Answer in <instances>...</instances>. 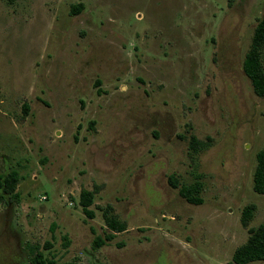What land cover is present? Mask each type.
I'll return each instance as SVG.
<instances>
[{
	"label": "rangeland",
	"instance_id": "1",
	"mask_svg": "<svg viewBox=\"0 0 264 264\" xmlns=\"http://www.w3.org/2000/svg\"><path fill=\"white\" fill-rule=\"evenodd\" d=\"M263 15L264 0H0V175H20L0 264H33L35 246L79 264H235L264 222V97L243 69ZM197 180L201 204L180 194Z\"/></svg>",
	"mask_w": 264,
	"mask_h": 264
},
{
	"label": "trees",
	"instance_id": "2",
	"mask_svg": "<svg viewBox=\"0 0 264 264\" xmlns=\"http://www.w3.org/2000/svg\"><path fill=\"white\" fill-rule=\"evenodd\" d=\"M14 1V0H8ZM80 8L74 10L77 12ZM264 49V15L258 22L254 37L252 40L251 48L246 55L243 63L245 74L251 79L255 92L259 96L264 97V65L261 57L262 50ZM28 110V109H27ZM191 147L196 151L204 150L206 143L197 139L196 136L191 137ZM257 166L254 174V189L261 194H264V149L258 153ZM20 175L17 171L13 170L7 174L0 175V204L9 200L19 201V194L15 192L17 182ZM171 183L177 187V182L174 177H171ZM201 182L197 180L191 185H183L180 188V194L190 203L201 204L203 201L200 198ZM94 193L89 190H82L80 195V203L84 208L86 214L93 218L94 211L89 207L93 204ZM251 209L246 210V215L251 214ZM108 225L115 232L124 231L125 225L119 223L115 218L108 220ZM54 228V227H53ZM115 233L106 235L105 238L98 236L95 239V247L99 248L105 244L107 240H112ZM68 244V243H66ZM47 248H51L52 244L47 242ZM38 247L31 248L33 264H79L76 260L59 262L56 257L46 256L43 252L38 250ZM255 261H264V222L258 227L250 230V236L245 244H243L233 255V262L235 264H249Z\"/></svg>",
	"mask_w": 264,
	"mask_h": 264
}]
</instances>
